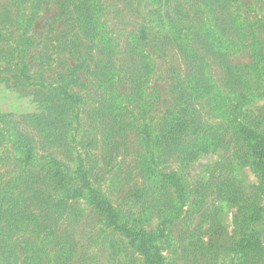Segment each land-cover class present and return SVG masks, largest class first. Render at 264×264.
Instances as JSON below:
<instances>
[{"label":"trees","instance_id":"trees-1","mask_svg":"<svg viewBox=\"0 0 264 264\" xmlns=\"http://www.w3.org/2000/svg\"><path fill=\"white\" fill-rule=\"evenodd\" d=\"M143 2V20L138 29L129 33L124 40L117 38L107 19L98 18L99 15H106L105 11L110 5L107 6L104 0H63V15L60 14L59 19H63L65 25L74 21L76 27L56 31L50 24L52 30L40 36L35 34V26L40 13L48 7V0H8L9 9H5V14H0L3 15L0 23H10L9 27L0 28V84L8 91L28 98L34 107L32 111L22 114L23 123L14 114L0 111V146L9 142L13 155L11 178L0 186V264H17L15 259L11 261L16 251L8 253L11 245L7 237L18 230L40 240L34 242L33 248L25 249L27 256L21 264H72L73 243L65 235L58 234V223L64 218H73L81 211L82 208H78L81 200L117 224V229L128 239V242L118 240L121 247L129 246L126 249L122 247V253L139 251L143 264H165L167 227L182 218L184 207L189 204L190 191L184 179L177 176L179 171H163L161 164L177 155L181 169L190 168L201 153L214 150L231 129L248 144L257 173L264 184V133L257 131L259 125L247 122L245 112L259 90L254 85L264 79V38L258 29L263 21L258 19V14L255 15L256 22L247 15L252 14L253 5H258L259 13L262 12L264 16V1L253 0L252 4H246L242 0H221L219 8L227 12L226 19L220 20L212 15L203 22L192 20L179 6L173 9L169 0ZM2 31L5 32L2 34ZM80 31L86 35L90 46L81 43L83 35ZM261 31H264V23ZM235 32L237 36H231ZM197 35L211 50L223 56L245 48L249 50L251 63L245 66L246 72L239 73V67L236 68L239 72L228 71L241 81L240 93L236 95L232 87L227 93L214 85L208 69H204L205 65L192 60L184 74L176 66L167 72L172 79L175 96L158 117L160 114L153 110L154 98L158 95L150 91L152 78L159 75L160 70L153 55L169 58L170 45L178 48L186 57L189 54L201 55L199 46H196ZM162 39H166V42H161ZM54 48L59 50V57L61 52H66L73 62L59 58V68L56 69L51 64L55 61L52 58ZM91 48H97L99 54L103 55L98 58ZM124 55L131 60H126ZM51 71L56 74V80L46 82L48 78L44 74ZM84 73L91 74L92 85L97 89L96 96L100 97L103 105L97 106L95 113L92 111L93 117L104 124L108 118L117 120L118 129L136 127L139 133L143 148L141 161L146 167L145 178L158 201L167 197L158 216L161 223L154 231L120 224L118 209L102 189L93 186L98 179L92 177L88 164L93 147L89 149L84 144L87 139L85 134L90 130L85 119L79 118L86 104V94L80 88L79 91L74 89L79 85L83 87L84 84L80 82ZM122 73H129L126 76L132 85L128 93L122 92L119 85L123 81ZM204 107L218 108V124L206 139H200L198 135L192 137L188 144H183L182 138L187 134L195 135L191 132L200 127L203 117L200 108ZM123 120L125 122L121 124ZM28 126L39 134L47 133V136L43 135L54 150L49 153V158L45 157L46 160L34 148L24 128ZM96 139L95 144L98 143ZM49 180L52 185L50 189L45 187ZM44 243L53 247L54 253L50 258L44 254L47 249ZM195 245L199 249V256L191 257L192 264H202L201 260L205 259L204 254L209 247L200 239ZM194 249L189 247L188 250L198 252V249ZM262 250L261 233L254 229L244 232L237 242L236 264H255Z\"/></svg>","mask_w":264,"mask_h":264},{"label":"rangeland","instance_id":"rangeland-1","mask_svg":"<svg viewBox=\"0 0 264 264\" xmlns=\"http://www.w3.org/2000/svg\"><path fill=\"white\" fill-rule=\"evenodd\" d=\"M48 1V7L40 13L35 26L37 36L52 30L51 25L54 26L56 31L60 28L68 30L76 27L74 21L65 25L63 19H59L61 18L60 14H62L63 5L61 2L63 0ZM104 1L107 6L110 4L105 11L106 15L98 16L97 13L96 16L101 20L102 18L108 20L107 24L115 30L114 33L117 38L124 40L129 33L138 29V25L143 20L141 7L144 0ZM220 1L169 0L173 9L175 6L183 8L192 20L198 22L201 20L203 22L212 15L218 16L220 20H225L227 12L219 8ZM242 1L246 4L253 3V0ZM5 9H9L8 0H0V14H5ZM258 9V5H253L252 14L247 16L251 17L253 22H256L255 15L258 14V19L263 21L258 29H260V34L264 38V31H261L264 16L262 12L259 13ZM254 10L257 11L256 14H254ZM2 16L0 15V17ZM65 16L66 14L63 17ZM9 24V22L0 23V28L9 27ZM3 32L5 31H2V34ZM80 32L83 35L81 43L90 46V41L86 38V35L83 31ZM231 36H237V33L235 32ZM38 39L43 38L39 37ZM162 40L161 42H166V39ZM196 41L198 42L196 46H199L198 51L201 55L197 53L191 56L189 54L186 57L183 52L171 45L168 47L170 49L169 58L153 55V59L160 70L159 75L152 78L153 81L150 85L152 89L150 91L158 95L157 98H154L155 107H153L155 113L160 114L158 117L162 115V111L170 105L175 96L171 87L172 79L169 78L167 72L170 68L176 66L181 69V73H186L190 66L188 63L192 60L201 66L205 65L204 69H208L214 85L220 86L227 93H230L232 87V89H235L233 92L239 95L240 90L238 89L241 88V81L233 76V73L230 75L228 71L241 70V72L238 71L241 74L246 72L245 66L251 63L249 50L245 48L237 53L223 56L211 50L200 35L196 36ZM91 49L94 53L96 52L98 58L103 55L102 53L99 54L97 48ZM52 53V58L55 61L51 64H54L56 69L59 68V58L73 62L72 59L67 57L66 52H61L59 57V50L54 48ZM131 56L135 59L139 58L137 55ZM124 57L126 60H131L126 55ZM138 67L141 68V66ZM237 67H239L238 70H236ZM34 70H37V68ZM127 74L122 73L123 81L119 83L124 93H128L132 85L131 82H128ZM2 75L8 77L6 74ZM44 75L48 78L46 82L49 79L56 80L57 77L53 71L45 72ZM80 84H84L83 87L79 85L74 89L79 91L78 88H80L81 92L86 94L84 99L86 104L80 111L79 118L85 119L88 124V131L90 130V133L85 134L87 144L85 142L84 144L89 149L91 146L93 147L91 148L93 154L90 159L88 158L92 177L98 178L93 186L102 189L107 195V199L118 209L121 218L120 224L136 226L137 228L144 227L148 231L158 229L161 223L158 216L161 215V207L165 205L164 200L167 197L164 196L158 201L149 181L145 178L146 167L143 166L141 161L143 148L136 127L118 129L117 120L108 118L106 124L96 120L92 115V111L95 113V108L103 105L100 97L96 96L97 89L92 85L91 74L84 73V78ZM254 86L259 90L256 91L255 96L245 108L246 118L250 125H259L257 131L264 133V79H261ZM33 109L34 107L30 104L28 98L20 97L17 93L8 91L7 87L0 84V111L14 114V117L22 122V114ZM200 110L203 115L201 128L198 127L197 130L195 128L191 132L195 135H185L182 138L183 144H188L192 137L198 135H200V139H206V136L218 124L220 118L218 108L204 107ZM124 122L125 120L121 124ZM134 125L135 122L132 123V126ZM24 128L31 137L36 151L43 154L44 160L49 158L51 156L49 153L54 149L44 137V135L47 136V133L39 134L40 132L38 133L29 126ZM233 130L231 129L223 136L222 141L215 146L214 150L208 149V151L201 153L190 168L182 170L177 155L167 158V163L161 164L160 169L163 171H179L177 176L184 179L190 191L189 204L184 207L182 218L167 227V237L164 244L165 264H192L191 257L199 256V249L195 245L198 239L209 247L204 254L205 259L201 260L202 264H236L237 242L241 240L244 232L249 230L251 232L252 229L261 233L264 245V184L257 173L251 149ZM94 138H97V144H95ZM1 145L0 186L11 178L13 162L9 142L1 143ZM86 149L82 148V150ZM45 187L52 188L50 180L45 183ZM79 204L81 206L78 208H82L81 211L74 214L73 218H64L58 223V234L65 235L73 243L74 256L72 264L144 263L143 256L139 251L123 252L125 257L123 256V249L121 248L126 249L129 246L121 247L118 240L123 239L124 242H128V239L124 237L122 231L117 229L116 223L108 220L105 214L83 200L79 201ZM7 238L8 243L10 242L11 245L8 253L16 251V257L13 256L11 261L14 262L15 259L17 264H21L27 256L25 249L33 248L34 242L40 241L35 236L19 230L12 232L11 236ZM46 245L47 249L45 248L46 252L44 254L50 258V255L54 253L53 247L50 244ZM189 247L198 249V252H192L193 250L190 252ZM258 255L261 258L259 257L260 259L258 258L255 264H264V250L260 251Z\"/></svg>","mask_w":264,"mask_h":264}]
</instances>
